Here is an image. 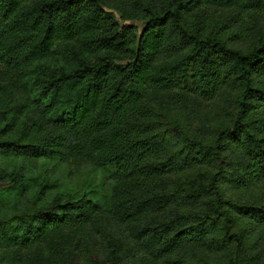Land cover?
Segmentation results:
<instances>
[{"label":"trees","instance_id":"1","mask_svg":"<svg viewBox=\"0 0 264 264\" xmlns=\"http://www.w3.org/2000/svg\"><path fill=\"white\" fill-rule=\"evenodd\" d=\"M0 264H264V0H0Z\"/></svg>","mask_w":264,"mask_h":264},{"label":"rangeland","instance_id":"2","mask_svg":"<svg viewBox=\"0 0 264 264\" xmlns=\"http://www.w3.org/2000/svg\"><path fill=\"white\" fill-rule=\"evenodd\" d=\"M229 42L231 46H234L236 48H245L244 40L239 39L237 36H232Z\"/></svg>","mask_w":264,"mask_h":264}]
</instances>
